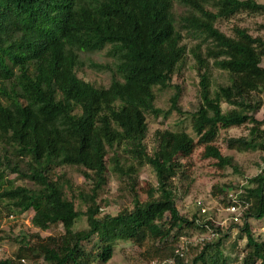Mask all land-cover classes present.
Instances as JSON below:
<instances>
[{"label": "trees", "instance_id": "16d2710c", "mask_svg": "<svg viewBox=\"0 0 264 264\" xmlns=\"http://www.w3.org/2000/svg\"><path fill=\"white\" fill-rule=\"evenodd\" d=\"M243 11L263 14L264 3L0 0V220L32 210L35 227L63 226L62 232L45 238L18 234L17 253L0 257V264H30L27 258L31 264L106 263L117 239L144 247L149 262L174 257V264H230L223 247L230 234L211 220L207 223L219 232L216 240L192 246L196 253L191 262L175 253L180 236L191 235L188 229L206 230V222L198 220L207 217L199 206L192 218L181 214L175 179L185 173L179 158L200 145L205 157L235 166L216 143L223 129L247 125L248 133L228 138V147L264 151V117H256L264 105V38L247 27L235 26L227 34L216 25L218 19ZM108 45L116 68L108 86L97 85L84 77L81 52ZM189 54L201 85V104L190 115L198 140L159 128L150 150L147 114L163 111L155 105L156 88L172 85ZM212 67L231 76L214 96ZM181 95L178 89L171 99L172 109L179 112ZM224 103L231 108L226 110ZM66 165L79 166L92 184L90 192L78 190V203L69 196L75 192L73 183L56 172ZM144 165L156 181L148 184L146 200L136 189ZM111 173L124 176L133 192L132 205L114 214L102 212L96 200ZM15 179L25 184L16 185ZM245 190L251 204L241 223H232L237 228L236 259L264 264V237L252 230L253 219L264 220V168L248 179ZM213 191L221 195L226 190L216 186ZM82 216L88 226L76 230Z\"/></svg>", "mask_w": 264, "mask_h": 264}, {"label": "rangeland", "instance_id": "374dc122", "mask_svg": "<svg viewBox=\"0 0 264 264\" xmlns=\"http://www.w3.org/2000/svg\"><path fill=\"white\" fill-rule=\"evenodd\" d=\"M264 3V0H257ZM212 10H215L213 7ZM184 8L178 6V12L182 13ZM216 25L227 34H233L235 26L247 27L249 31L255 36L264 38V13L252 14L248 12H240L231 16L230 18H220ZM111 47L108 45L103 50L95 52H81L84 67V77L91 80L97 85L108 86L112 80L113 71H115L117 58L110 55ZM264 60V59H263ZM103 64L108 67L91 68V63ZM264 63V61H263ZM210 89L211 96L221 85H227L231 82L230 73L217 68H210ZM181 90L182 95L179 106L182 112L172 109L171 99L178 91ZM157 98L155 105L163 111L158 115L147 114L149 121V133L147 143L149 149L154 147V133L157 129H167L175 134L186 133L190 137L198 140L196 133L192 127V119L190 115L202 101L200 77L194 67V59L191 54L188 55L187 61L173 79L172 85L164 88H156ZM264 96V94H263ZM226 110L231 106L223 104ZM258 119L264 117V105L260 111L256 113ZM248 133L247 125L233 126L221 130L220 135L216 141L222 153L225 156H230L235 166L226 165L221 166L218 160L213 157L204 156V146H198L195 151L187 156L179 158V161L185 164V173L175 179L177 188V206L182 215L192 218L194 214H199L198 202L207 204L212 208V219L223 230L222 233L228 232L229 238L224 240L225 254L230 257V264H241L236 259L238 250L234 249L233 244L237 236V228H234L229 220V212L223 208L218 210V203L211 196L214 194V187L224 188V190L236 187L241 182H248V179L257 175L262 168H264V151L263 150H249L238 151L228 147L227 139L230 137H239ZM57 174H61L69 179L75 188L74 194L69 192V196L73 197L76 203L79 202L78 190L84 188L85 191L90 192L92 184L87 180L79 166H59L56 168ZM139 179L137 184V193L142 200L148 198L146 190L149 183H155L152 170L149 165L139 167ZM12 174L10 178H15ZM15 184H25L21 179H15ZM215 195V194H214ZM216 196V195H215ZM97 202L101 205L102 212L117 213L125 207H129L133 203V192L131 185L124 179V176L109 174L108 181L96 196ZM34 212L28 211L24 215H15L14 217H7L0 220V257L14 256L19 248V243L16 241L18 234L27 233L32 238H45L52 233L59 234L63 231V226H52L47 230H41L32 224V216ZM205 219V216L200 215ZM207 218V217H206ZM211 218V217H210ZM226 220V221H225ZM252 230L256 236L264 237V220L258 221L253 219ZM88 226L86 216H82L77 220L75 229L81 230ZM232 227V228H231ZM234 228V229H233ZM233 229V230H232ZM190 236L197 238L199 235H208L204 229L192 228L187 230ZM217 237L210 238L214 241ZM246 238H240V245L243 247ZM114 255L106 263L96 264H147L143 257L144 247H140L132 240L117 239L113 241ZM239 245V246H240ZM240 248V247H239ZM238 248V249H239ZM193 249H190L188 254V262H191L195 256ZM27 261L31 264L32 259ZM261 264V263H257Z\"/></svg>", "mask_w": 264, "mask_h": 264}, {"label": "built area", "instance_id": "2783aa9c", "mask_svg": "<svg viewBox=\"0 0 264 264\" xmlns=\"http://www.w3.org/2000/svg\"><path fill=\"white\" fill-rule=\"evenodd\" d=\"M248 183V182H247ZM246 182H241L236 185V187H232L231 189H227L225 194L221 195H212L211 198L215 199L218 203V210L225 207V209L229 212V220L231 223L240 224L242 217L245 215L246 211L249 209L251 204L250 201L246 200L244 197V193L246 192L245 186ZM198 206L200 211L203 214L207 215L205 220H198V222L205 223L206 232L208 235L205 234L199 235L197 238H193L190 235H182L179 238L177 243L175 253L184 258L185 261H188V254L192 246L198 244H204L206 241L213 239L219 236V232H216L214 228L207 223L208 220H211L214 225L218 226V224L212 219V208H210L207 204L198 202ZM15 215L12 214L9 217H14ZM211 217V218H210ZM226 221V220H225ZM220 226V225H219ZM25 262V259H22ZM175 258L168 257L165 259H153L147 264H174Z\"/></svg>", "mask_w": 264, "mask_h": 264}, {"label": "crops", "instance_id": "0c3cea01", "mask_svg": "<svg viewBox=\"0 0 264 264\" xmlns=\"http://www.w3.org/2000/svg\"><path fill=\"white\" fill-rule=\"evenodd\" d=\"M262 229H264V227H262Z\"/></svg>", "mask_w": 264, "mask_h": 264}]
</instances>
